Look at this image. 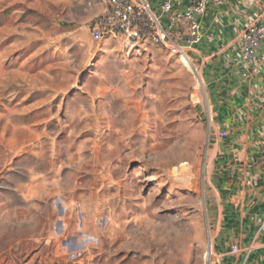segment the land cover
<instances>
[{"label": "rangeland", "instance_id": "1", "mask_svg": "<svg viewBox=\"0 0 264 264\" xmlns=\"http://www.w3.org/2000/svg\"><path fill=\"white\" fill-rule=\"evenodd\" d=\"M92 20L0 0V264H217L200 70Z\"/></svg>", "mask_w": 264, "mask_h": 264}, {"label": "crops", "instance_id": "2", "mask_svg": "<svg viewBox=\"0 0 264 264\" xmlns=\"http://www.w3.org/2000/svg\"><path fill=\"white\" fill-rule=\"evenodd\" d=\"M144 1L154 11L161 5V0ZM193 1L175 0L174 9L183 11ZM83 2L86 16L95 18L107 0ZM199 20L202 40L185 51L201 72L215 135L210 174L218 176L211 187L217 264H264V41L250 65L239 57L243 31L264 25V0L210 3ZM222 130L227 131L223 139ZM234 245L239 252H233Z\"/></svg>", "mask_w": 264, "mask_h": 264}, {"label": "built area", "instance_id": "3", "mask_svg": "<svg viewBox=\"0 0 264 264\" xmlns=\"http://www.w3.org/2000/svg\"><path fill=\"white\" fill-rule=\"evenodd\" d=\"M174 1L161 0L159 9L154 11L144 0H107L103 12L89 24L91 39L96 43L111 37H123L134 44L150 42L177 52L187 65L195 66L185 46H194L202 40L199 17L206 14L210 3L222 5L229 0H194L183 11L174 9ZM263 41L264 25L243 31L239 51L242 64L250 65L255 60ZM220 136L226 137L227 131L222 130ZM260 230L264 231V213ZM232 250L237 253L240 248L234 245Z\"/></svg>", "mask_w": 264, "mask_h": 264}]
</instances>
